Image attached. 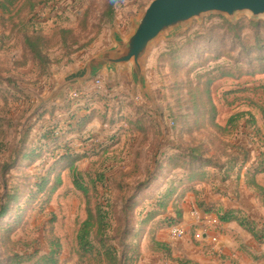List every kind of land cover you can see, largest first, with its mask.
<instances>
[{
  "label": "rangeland",
  "instance_id": "obj_1",
  "mask_svg": "<svg viewBox=\"0 0 264 264\" xmlns=\"http://www.w3.org/2000/svg\"><path fill=\"white\" fill-rule=\"evenodd\" d=\"M37 1L0 12V264H37L51 251L56 264H107L108 252L118 264H176L190 256L174 255L179 243L221 259L202 240L211 214L199 204L217 207L229 189L233 202L257 194L264 204L248 180L264 168V21L212 15L160 41L146 66L154 108L123 70L53 94L111 47L114 30L127 36L151 0H119L106 15L108 0L33 11ZM32 37L48 42L42 61L27 51ZM98 208L83 250L79 231Z\"/></svg>",
  "mask_w": 264,
  "mask_h": 264
},
{
  "label": "water",
  "instance_id": "obj_2",
  "mask_svg": "<svg viewBox=\"0 0 264 264\" xmlns=\"http://www.w3.org/2000/svg\"><path fill=\"white\" fill-rule=\"evenodd\" d=\"M212 15L232 24L245 16L254 22L264 21V0H151L132 18L127 36L114 30L111 47L64 77L53 94L61 96L68 88L88 84L104 72L108 82H113L123 70L129 72L134 91L158 108L146 77L151 50L160 41L184 33L193 22L201 23Z\"/></svg>",
  "mask_w": 264,
  "mask_h": 264
},
{
  "label": "crops",
  "instance_id": "obj_3",
  "mask_svg": "<svg viewBox=\"0 0 264 264\" xmlns=\"http://www.w3.org/2000/svg\"><path fill=\"white\" fill-rule=\"evenodd\" d=\"M254 181L264 191V173L257 175ZM255 191L259 193L256 189ZM223 193L224 194H220L221 196H218L215 201L218 208L223 209V211L241 210L244 215L249 220L255 222L258 227H263L264 204H259L257 194H255V198H253V196L248 199H242L241 197L240 200L234 198L236 201L233 202L232 191L230 189ZM261 198L264 199V197ZM208 218L211 221L217 220L218 223L222 225L221 242H223L226 247L225 253L221 254L223 255L222 258H211L212 255L210 252L208 250L204 251L199 245L193 247H188V245H186L184 248L180 243L172 247L174 255L179 257L183 253L188 254L189 252L188 256H190L186 260L192 264H264V240L261 242L256 241L235 222L222 224L217 216L212 215L208 216ZM197 233L198 231H194L193 229L190 231L191 235H195V240L198 236ZM212 235H215V227L211 225V222L206 221L205 232L201 234L202 240L204 242L208 241ZM158 257L160 258L161 256ZM158 257L155 256L149 259L147 264H161L155 261ZM176 264L178 263L176 262Z\"/></svg>",
  "mask_w": 264,
  "mask_h": 264
},
{
  "label": "trees",
  "instance_id": "obj_4",
  "mask_svg": "<svg viewBox=\"0 0 264 264\" xmlns=\"http://www.w3.org/2000/svg\"><path fill=\"white\" fill-rule=\"evenodd\" d=\"M20 1L21 0H0V12H2L3 14L8 13V11H10V9L13 8L15 5L17 6ZM58 1L59 0H38L35 3V5L33 6V11L38 7L37 5H43V7H48V6L55 4ZM118 1L119 0H108V5L106 8L105 15H106L107 11L110 12L114 9V7ZM262 25L264 26V24H262ZM25 41H26L27 51L29 52V54H31L33 61L34 62L37 60L42 61L43 60V52H44V50H46V45H44V46L41 45V42L45 43V44H47L48 42L42 38H39V37L26 38ZM89 97L90 96H88L87 98H89ZM88 100H91V99H88ZM84 109L88 110L89 107L86 106ZM233 119H235V118L234 117L230 118L228 123L231 124L234 121ZM77 123L81 124L80 119L78 120ZM84 129H85V127H84ZM84 129H82V131ZM258 167H253V168L254 169L256 168V170H257ZM253 168H251V169H253ZM73 173L75 174V169H73ZM261 173H264V168L262 170L255 171L254 174L250 175L248 180L250 182L251 187L255 188L257 191H260L262 194H264V191L254 181L255 177ZM195 180H197V178L192 179V182ZM74 186L76 187V189H78L82 193H84V194L88 193L87 188L83 184H80L78 182L77 178H74ZM202 206H203L204 210L201 209ZM198 207L206 214H211V215L217 216L219 221L222 224L235 222L241 228H243L246 232H248L256 241L261 242L262 240H264V225L261 228L258 227L257 224L255 222L249 220L241 210L223 211V209L218 208L216 206L206 207L205 205H202V204H199ZM100 213L101 212H100L99 208L96 209V212H95L96 215H94V212L92 210L88 209V219L83 223V225L79 231V235H78L79 246L83 250L86 249L87 251H90L92 249L91 243L89 242L90 232L95 225L93 220L95 218L96 219L99 218ZM4 214L5 213L2 212L0 214V217H2ZM211 215H209V216H211ZM57 258H58V252L51 251L49 255L41 257L37 261V264H56ZM106 258H107V262H108L107 264H118V261H116V259L113 257L111 252L106 253ZM177 262H178V264H192L191 262H188L185 260H177ZM8 264H13V262H8Z\"/></svg>",
  "mask_w": 264,
  "mask_h": 264
},
{
  "label": "built area",
  "instance_id": "obj_5",
  "mask_svg": "<svg viewBox=\"0 0 264 264\" xmlns=\"http://www.w3.org/2000/svg\"><path fill=\"white\" fill-rule=\"evenodd\" d=\"M101 83L100 79H96L95 81L91 82L92 85L95 87L99 86ZM204 221L206 222H211V225L215 227V235L210 236L209 242H210V248L213 252L217 254H224L226 251V247L223 242H221V230H222V225L218 223L217 220L211 221L208 217L203 218ZM173 238L174 241H179L181 240L184 235L185 231L180 229V228H175L173 230ZM206 236V235H205Z\"/></svg>",
  "mask_w": 264,
  "mask_h": 264
}]
</instances>
